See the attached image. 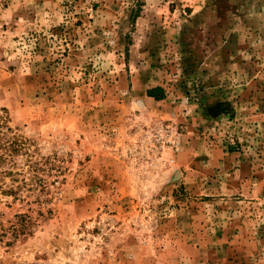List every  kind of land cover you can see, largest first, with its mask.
<instances>
[{
    "label": "rangeland",
    "instance_id": "374dc122",
    "mask_svg": "<svg viewBox=\"0 0 264 264\" xmlns=\"http://www.w3.org/2000/svg\"><path fill=\"white\" fill-rule=\"evenodd\" d=\"M0 108V264H264V0H0Z\"/></svg>",
    "mask_w": 264,
    "mask_h": 264
},
{
    "label": "trees",
    "instance_id": "16d2710c",
    "mask_svg": "<svg viewBox=\"0 0 264 264\" xmlns=\"http://www.w3.org/2000/svg\"><path fill=\"white\" fill-rule=\"evenodd\" d=\"M3 112H4V109L0 108V134H1L2 128L6 126V119H7V117L3 114ZM13 143L14 142H10V143L7 142V143H5V145L0 144V149L4 150V153L2 152L0 154V159H2V161H3V159L6 158V156H9L13 151H15L14 149H15L16 144H13ZM14 233H15V231H14Z\"/></svg>",
    "mask_w": 264,
    "mask_h": 264
}]
</instances>
